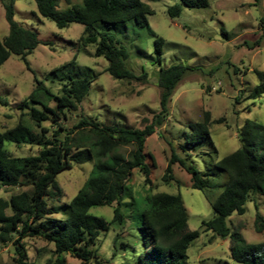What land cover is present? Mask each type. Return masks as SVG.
I'll return each instance as SVG.
<instances>
[{"label":"trees","instance_id":"1","mask_svg":"<svg viewBox=\"0 0 264 264\" xmlns=\"http://www.w3.org/2000/svg\"><path fill=\"white\" fill-rule=\"evenodd\" d=\"M16 1L20 0H0L8 27L7 36L0 39V66L14 55L21 59L26 70L31 71L26 58L41 42L36 30L14 20ZM33 1L38 16L52 22L57 29L67 28L70 24L81 25L83 31L77 46H92L94 57L106 61L105 73L113 80L130 82L146 78L144 72L137 77L127 68L128 52L114 36L97 30L100 25L127 23L149 29L148 17L153 11L146 2L82 0L81 7L72 6L70 11L63 13L57 10L59 0ZM182 6L204 9L208 7V0H180V5L167 9V15L177 18ZM163 44V39L156 40L157 54H161ZM74 61L75 58L46 74L45 80L60 74L61 88L57 93L34 78L33 91L17 107L21 114L16 126L0 131V191L28 189L11 195L8 200L0 198V246L12 248V264H29L22 243L27 238L40 239L53 246L52 257L45 264H68L66 255L81 264H102L96 251L100 238L108 233L110 225L125 223L123 207L136 204L129 188L134 172L141 175L148 191L154 189L156 165L154 159L146 155L145 143L165 123L176 86L193 72L181 64L159 69V111L142 129L127 128L118 122L103 124L98 117L88 116H82L72 128L65 129L61 122L68 119L67 114L77 112L89 96L96 77L88 69L82 72L72 69ZM65 71L68 72L65 74ZM255 75L260 86H264V74L255 71ZM30 104L38 108L30 107ZM7 105V99L0 97V106ZM44 123L55 126L50 135V130L42 127ZM211 124L209 112H205L198 122L188 124V130L181 135L183 143L178 145L183 157L172 150L161 180L164 183L173 181L171 167L178 164L189 177L191 189L207 195V192L222 187L210 201L214 216L202 222L203 231L223 240L229 239L230 258L235 263L264 264V242L247 243L238 228L229 229L226 224L233 214L243 216L246 204L251 203L255 211L254 232H264V215L255 199L256 196L264 199V126L255 121H244L237 130V150L217 161L210 157L204 163V171H200L191 161L194 147L207 143L217 155L210 137ZM6 143L37 147L38 151L34 156L14 157L5 150ZM127 147L132 149L125 153ZM199 154L203 153L200 151ZM86 163H92L91 172L73 199L61 207H49L48 200L59 202L62 196L57 176L73 165ZM220 177L225 178L223 186L216 183ZM143 201L145 207L135 222L143 247L136 264L185 263L187 249L199 233L188 229L181 196L156 193L146 196ZM104 206L113 208L111 222L89 214L91 208ZM61 209L66 215L64 219L56 217Z\"/></svg>","mask_w":264,"mask_h":264},{"label":"rangeland","instance_id":"2","mask_svg":"<svg viewBox=\"0 0 264 264\" xmlns=\"http://www.w3.org/2000/svg\"><path fill=\"white\" fill-rule=\"evenodd\" d=\"M143 1L153 11L148 17L149 29H139L132 23L97 27L98 31L114 36L126 49L129 70L137 77L141 72L146 74L145 79L130 82L113 80L105 73L107 63L94 57L92 46H77L83 31L81 25L70 24L67 28L57 29L52 22L38 16L33 0L16 1L14 20L36 30L41 44L26 58L31 71L26 70L21 59L14 55L0 66V97L8 102L7 106H0V131L16 126L21 114L17 107L33 91L34 78L57 93L61 88L60 74L48 80L45 76L74 58L72 69L81 72L88 69L96 77L89 96L79 105L77 112L67 114L68 119L61 122L65 129L72 128L82 116L98 117L103 124L118 122L127 128L142 129L159 111V69L175 64L191 68L193 72L184 76L174 90L165 123L145 143V153L154 159L156 165L154 189L148 191L141 175L134 172L129 188L136 204L122 208L127 218L125 223L110 225L108 233L100 238L96 247L97 257L102 264H136L143 247L135 222L145 207L143 200L146 196L166 193L181 196L188 229L199 233L187 249L185 263L178 264H237L230 258L229 239L217 238L201 227L202 222L214 216L210 201L222 187L207 192V195L191 189L189 177L178 164L171 167L173 181L164 183L161 178L172 150L183 157L178 146L183 143L182 133L188 130L189 123L201 120L205 112L210 113L212 120L210 137L217 155L207 143L194 147L191 161L200 171H204V163L210 157L217 161L237 150V130L244 121L251 120L264 126V86H260L255 75V71L264 74V0H208V7L204 9L182 6L180 15L174 19L167 15V9L180 5V0ZM72 6L81 7L82 0H59L57 10L65 13ZM33 13L36 15L32 16ZM7 34L8 27L0 6V39ZM158 39L164 40L161 54L155 51ZM42 127L50 130L48 135L55 129L49 123L42 124ZM34 131L38 132V129ZM4 148L20 158L34 156L38 151L37 147L12 143H6ZM131 149L127 147L124 152ZM200 151L203 154H199ZM91 169L92 163L73 165L70 170L59 174L56 180L62 196L59 202L48 200L49 207L69 203L88 179ZM216 183L223 186L225 178H218ZM22 191L28 189H2L0 198L8 200L11 195ZM255 199L264 215V199L257 196ZM126 202L130 200L126 199ZM245 207L243 216L233 214L226 220L228 228H238L247 243L264 242V232L256 234L253 229L255 211L252 204L247 203ZM6 214L10 212L6 211ZM89 214L111 222L113 208L93 207ZM56 217L64 219L66 215L61 209ZM22 243L29 264H45L52 257L53 246L49 243L36 238L23 239ZM13 255L9 245L0 246V264H12ZM66 260L68 264H81L69 255Z\"/></svg>","mask_w":264,"mask_h":264}]
</instances>
